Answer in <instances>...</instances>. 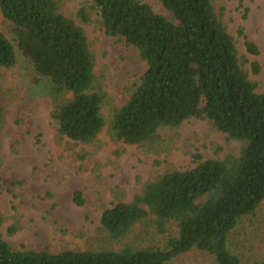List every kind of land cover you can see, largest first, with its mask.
I'll return each mask as SVG.
<instances>
[{
    "label": "trees",
    "instance_id": "trees-1",
    "mask_svg": "<svg viewBox=\"0 0 264 264\" xmlns=\"http://www.w3.org/2000/svg\"><path fill=\"white\" fill-rule=\"evenodd\" d=\"M241 5L246 0H236ZM168 16L144 0H91L105 32L134 47L147 69L129 100L113 107L108 119L114 142L156 153L162 131H177L192 118L205 119L241 144L240 153L201 160L185 170H169L145 184L131 201L104 209L101 230L107 246L96 250L13 248L0 232V264H169L199 252L213 264H264V92L250 79L246 56L213 0H159ZM13 39L0 31V67L18 59L32 74L38 94L50 98L49 123L55 140L93 145L105 128L107 93L95 73L96 55L86 30L61 11V0H0ZM79 19L90 22L83 4ZM247 51L259 54L246 39ZM252 71L261 72L258 62ZM4 105L0 102V129ZM84 149L79 161L90 158ZM78 205L85 200L78 190ZM245 219L257 227L234 247L232 235ZM4 216L0 210V225ZM163 245L125 242L137 226ZM172 226L174 230H172ZM12 226L9 233L16 232Z\"/></svg>",
    "mask_w": 264,
    "mask_h": 264
},
{
    "label": "rangeland",
    "instance_id": "rangeland-1",
    "mask_svg": "<svg viewBox=\"0 0 264 264\" xmlns=\"http://www.w3.org/2000/svg\"><path fill=\"white\" fill-rule=\"evenodd\" d=\"M162 15L167 10L159 0H144ZM91 0H61V11L73 18L87 33L96 55L95 73L107 93L103 108L105 128L93 145L66 140L57 143L54 128L49 123L52 102L38 94L31 83L32 74L26 63L18 59L12 68L0 67V102L4 119L0 129V210L4 221L0 232L13 247L47 248L50 252L63 250H96L107 246L100 218L105 208L117 202L119 193L129 202L145 184L169 170L194 167L196 155L201 160L220 158L226 153L238 155L241 144L229 140L205 119L192 118L177 131H162L158 152L144 154L135 145L114 142L108 119L113 107L123 106L147 69L137 50L118 37L108 35L100 25V14L91 9ZM228 31L236 40L239 56H246L245 68L257 91L264 92V0H213ZM85 4L90 22L77 15ZM0 31L13 39L10 26L0 11ZM254 42L259 54L247 51L245 40ZM258 62L261 72L252 71ZM87 149L91 157L77 159ZM80 190L85 200L78 205L75 193ZM16 226L14 233L9 229ZM257 227L254 219L240 221L232 235L233 246L247 242L249 232ZM172 230H174L172 226ZM264 241V223L257 230ZM164 235L152 234L140 225L123 242L135 246L166 242ZM264 245V244H262ZM169 264H213L211 258L192 252Z\"/></svg>",
    "mask_w": 264,
    "mask_h": 264
}]
</instances>
